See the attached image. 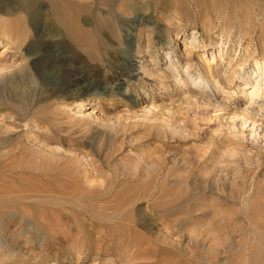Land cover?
Returning <instances> with one entry per match:
<instances>
[{
  "label": "rangeland",
  "instance_id": "obj_1",
  "mask_svg": "<svg viewBox=\"0 0 264 264\" xmlns=\"http://www.w3.org/2000/svg\"><path fill=\"white\" fill-rule=\"evenodd\" d=\"M163 1L178 15L79 17L85 47L70 65L55 66L67 77L58 89L35 88L27 76L0 88L13 114L41 122L39 130L33 122L15 130L0 156L7 164L0 171L10 175L0 183V264H264L263 138L233 113L264 111V89L240 78L244 70L264 71V0ZM47 27L49 36L64 29ZM96 41L107 49L92 56ZM216 41L222 52L200 46ZM168 44L191 51L195 67L210 63L208 87L190 84L184 64L173 77ZM15 48L0 44V77L21 62ZM130 55L144 65L145 86L126 78ZM77 76L90 89L106 85L108 95H80L84 85L62 90ZM150 89L159 91L154 99ZM210 100L230 112L209 107ZM230 123H242V132ZM247 167L253 172L245 174Z\"/></svg>",
  "mask_w": 264,
  "mask_h": 264
},
{
  "label": "bare ground",
  "instance_id": "obj_2",
  "mask_svg": "<svg viewBox=\"0 0 264 264\" xmlns=\"http://www.w3.org/2000/svg\"><path fill=\"white\" fill-rule=\"evenodd\" d=\"M101 11H103V12L106 11V12L111 13V14H113V12H116L120 15L122 14V16L130 14V13H139V12H143L144 14H153L156 16H160V15L165 16V15H172V14L178 15V13L176 14V12L170 13V11L164 5L163 0H0V21L5 22V26L1 27L2 30L0 32V35H1L0 36V44L3 41H8L12 44H16L15 49H16L17 53L19 52L20 53L19 55L22 57L20 60L21 61L20 63L14 62L9 67L10 69L7 71V73H5L4 75H2V77H0V88L10 86L17 79H21V78H24L27 76L29 78L30 83L35 88L41 87L42 84L43 85L46 84V85L50 86L51 89H55V88L58 89L59 88L58 84L60 82H65L67 77H66V75L63 76L62 74H56L55 66L58 64L59 65H63V64L64 65L65 64L70 65L71 63H73V61L76 58L80 57L78 49L79 48L83 49L85 47L84 44L82 43L83 39L79 38V37H81L80 33L78 32V30H79V28H78L79 17L93 16V15L96 16L97 13H99V12L101 13ZM206 18H207V22H208V25H207L208 28L207 29H208V31H211L212 28H210V25L212 26V21L210 20V17H206ZM50 22L54 23L58 27L64 28L65 30L63 29V33H58L55 36H51V35H53V33H52L49 36L50 31L47 29V28H49V27H47V25ZM167 28L168 27H166L164 30L166 31V33H169V30ZM92 29L93 30H91V31H93V32H94V30H96L95 27L93 26V24H92ZM224 32L226 33V31H223L222 33L220 32L221 35L218 36L219 39H220V37L223 36ZM35 37H36V39H35L36 41L34 40ZM37 38L38 39L40 38V39L37 41ZM194 39H193V41H194ZM64 40L70 42L71 48H70V50H68V52H66L64 50V44H66V43H64ZM220 43H221V41L220 42L216 41L215 43H208V44L202 43L200 46L203 48H205L208 45H211L214 48L216 46L218 48V53H219V52H222V48L220 46ZM168 45L170 47L168 46V52L165 55V58L168 61L166 68L170 69V71H173V73L176 72V74H174L173 77L175 79H177V77L179 75V72L173 70V69L177 70V68H175V66L180 65V64H184V69L182 71L185 73H188V75L191 77V80L189 83L194 84L193 86H198L201 89L206 88L207 84H209V82H210L208 77L212 75V70H211V66H210L209 61H208L209 64L206 65L207 70L206 69L202 70L199 67H195V65H194L195 62H193L192 57H191V51H187V53L185 55V54L180 53L177 50L176 46H174L173 44H168ZM106 49H107V46H106V48H103L102 43L100 41H96L93 44V46L89 49V51L91 52L90 54L93 56L94 54H98L100 51L106 50ZM188 52H190V55ZM220 54H223V53H220ZM131 56L132 55H130V57L124 56V58H125L124 59L125 60L124 65L126 64V68H127V73H126L127 77L126 78L131 83H133L135 81H141L142 86H145V81H146V80H144L145 77L143 78L141 76V72L144 69V65H142L141 62L139 63L138 61H136L135 60L136 58H133V56L132 57ZM211 57H212V59L214 58L213 54ZM240 64L243 65L244 61L241 62ZM256 64H257V61H256ZM193 65H194V67H193ZM262 65H264V63H262ZM2 66H4V65L2 64ZM76 68L77 67H73V66L70 67L71 70H76ZM65 71H67V70H65ZM240 78L245 79L246 84H253L252 86L256 87L257 90L259 88H260L259 90L264 89V71H262L261 68H257V69L252 68L248 71L244 70L243 74L240 76ZM251 78H253V79H251ZM175 79H173V80H175ZM77 85H84V88H83L80 95H84V96H88V97H91V96L94 97L95 96L96 99H101V98L104 99V97L106 95H108L107 92L110 91L109 88L106 87V85L105 86L104 85H98L96 88L90 89L89 88L90 86L86 82H85V84H84V81L80 82L79 76L72 78L70 83H69V80L67 79L66 85H65L64 89H62V90L71 91V88L74 86H77ZM115 87H116V89H118L120 91L121 95H124L126 97L129 96L128 90H127L128 88H124L121 83H116ZM159 88H160V85L155 83L154 88H152V89L156 90ZM152 89H150L151 95H153L151 99H154L155 96L157 95L156 93H158L159 91L152 92ZM99 90H101V92H99ZM209 90L213 91L212 88H209ZM212 95H214V94H212ZM0 96H1V93H0ZM11 96H13V95H11ZM146 96H148V94ZM12 98H15V97H12ZM6 99H4V100H6ZM1 101L2 100H0V156L2 158L3 156L6 155L5 151L8 147V142H9L10 138L11 137L13 138L14 137L13 135L16 134L15 130L19 131V130H21L20 128L23 129V127H25V126H28V128H29V126L32 127L30 125L32 122L36 123L35 127L37 128V130H39L40 129L39 125L41 122H38L36 119L37 117L35 118V116L23 117V116L17 115V113L13 114L12 107L10 104H8L9 102H6V104L3 105ZM6 101H9V100H6ZM210 101H212V100H210ZM204 102H208V104L210 105L209 101H204ZM129 103L132 104L134 102L132 100ZM216 103L217 104H215L212 101V103L209 107L217 108L220 106L221 108H219V109L223 110L224 112L226 111V113L230 112V109L228 106H226V105L224 106L218 102H216ZM202 104H203V102H202ZM77 106H83V101H79ZM79 109L80 108H78L76 112H79L80 111ZM263 112H262V114H259L256 111H251L249 108L242 109L241 111L233 110V113L235 115L242 116V119L244 120V122L250 121V124H251L250 133H252L254 135L253 136L254 138H256V135L262 136L263 145H264V113ZM19 114H21V113H19ZM230 125L233 127H236L238 130V133L242 132L241 131L242 123H240L239 125H237V123H230ZM20 132H22V130ZM42 132H45V131H42ZM48 132L35 134V131H34V133H32V134H35V135H38L39 137H41V136H45V135L47 136ZM27 135H29V134L25 135L26 139H28V137H29ZM39 137H37V138H39ZM237 137L238 136L234 135V138H237ZM7 140H8V142H7ZM12 140H14V138ZM43 141L45 143L47 142L46 139H43ZM29 143H31V141ZM18 144H19V142H18ZM232 144L240 146L239 143H236L234 141L232 142ZM252 144H254V142H252ZM9 146H12V145H9ZM46 146H47V144H46ZM30 147H29V149H30ZM40 149H42V148H40ZM19 154H21V153H19ZM19 154H17V155H19ZM256 158H257L256 160L259 161L261 157L258 154L256 156ZM4 160L5 159H3L2 161L5 162ZM6 162H7V160H6ZM2 163L0 161V164H2ZM5 165H7V164H5ZM5 165L4 166L0 165V166L5 167ZM258 166H260V164ZM5 170L6 169H4L2 171H5ZM10 170H12V169H10ZM7 171L9 172V170H7ZM252 172H253V170H251L248 167L244 169L245 174H249ZM4 173H6V172H4ZM4 173H2L0 171V183H2L1 181H3V183H5V179L6 180L10 179V175L8 176ZM9 173H11V172H9ZM36 175L38 176V174H36ZM22 176H24V175H22ZM25 177H26V175H25ZM11 183H13V182H11ZM15 186H16V184H15ZM4 187H6V184ZM2 193H4V192H2ZM2 198H4V196ZM2 198L0 197V199H2ZM14 199H16V198H14ZM259 201L260 200H258V202ZM256 204H258V203H256ZM260 205L262 206L263 204L261 203ZM252 206L254 207V204ZM257 207H258V205H257ZM257 207L255 205V209ZM258 210H260V209L258 208ZM250 211L252 212V214H253V211L257 213V211H255L254 208H253V210H249V212ZM258 214H261V213H258ZM255 215L256 214H253V217H255Z\"/></svg>",
  "mask_w": 264,
  "mask_h": 264
}]
</instances>
